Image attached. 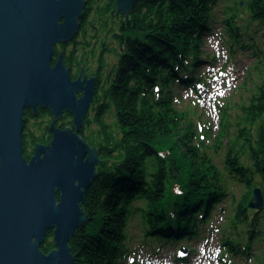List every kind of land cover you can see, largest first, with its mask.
Returning a JSON list of instances; mask_svg holds the SVG:
<instances>
[{"label":"trees","instance_id":"1","mask_svg":"<svg viewBox=\"0 0 264 264\" xmlns=\"http://www.w3.org/2000/svg\"><path fill=\"white\" fill-rule=\"evenodd\" d=\"M98 1L88 0L81 30L116 25L121 52L99 96L104 117L111 111L114 118L99 119L108 160L82 205L92 220L70 239L76 264H119L130 252L126 241L134 218L142 244L153 251L160 241L177 245L201 238L220 206L230 219L220 235L224 264H237L239 256L264 264V206L249 205L255 188L264 195V71L235 119L231 102L218 105L222 116L213 139L206 130L199 136L188 110L172 98L173 87L183 86L194 90V101L203 100L212 76L201 67L204 59L217 58L204 52L203 37L219 19L224 67L249 51L258 57L256 67L264 68V0H138L127 18H118L116 0ZM234 184L245 188L241 196ZM49 237L42 246L46 253L54 247ZM181 253L175 259L186 263L191 254Z\"/></svg>","mask_w":264,"mask_h":264},{"label":"water","instance_id":"2","mask_svg":"<svg viewBox=\"0 0 264 264\" xmlns=\"http://www.w3.org/2000/svg\"><path fill=\"white\" fill-rule=\"evenodd\" d=\"M137 1L116 0V13L127 18ZM87 5L0 0V264H76L70 239L92 220L82 205L98 176L97 149L72 130L54 129L51 144H38L28 160L23 140L26 108L46 107L56 116L67 109L78 129L83 124L93 81L84 87L72 80L63 53L53 59L56 45L78 34ZM249 205L264 206L261 187ZM50 231L54 248L46 253Z\"/></svg>","mask_w":264,"mask_h":264},{"label":"rangeland","instance_id":"3","mask_svg":"<svg viewBox=\"0 0 264 264\" xmlns=\"http://www.w3.org/2000/svg\"><path fill=\"white\" fill-rule=\"evenodd\" d=\"M105 1L106 0H101L98 2L103 3ZM91 13H93V10H91ZM118 18H122V15H118ZM220 21L221 19L214 24L211 32L205 34L203 37L202 44L204 52L217 56L214 63H211L207 58L204 59V65L201 67V70H204L209 77L212 76V79L208 81V86L202 89L201 96L203 100L200 102H196V100L194 101V90L183 86L173 87L172 95L175 104L174 106L188 110L189 118L197 129L199 136H203L204 131L206 130L208 136H210L209 138L212 139L220 129L219 123L222 115L219 111L218 105L223 104V102H231V110L235 109V111H233V117L235 119L236 116L234 115H237L238 113V105L255 92L256 83L260 81L261 72L264 71L262 65L260 68L256 67L258 57L253 56L251 54L252 52L250 53L249 51H240L237 61L228 62V66L224 67V63L227 59V50L223 46V41L221 39ZM98 25V32H100V35L97 38L93 36L96 39L94 42L97 43L94 50L93 46L95 44L92 47L88 45V50L85 52L86 54H80V57L86 56L85 58L88 62H95L96 57L105 42L112 48V51H104V64L107 65V68L112 69L118 66L119 53L121 52L118 38L115 37L117 29L112 31L113 28L115 29L117 26L112 25L111 28V23H108L106 26ZM89 28L90 27L87 26L88 32L93 34L95 31L92 32ZM84 37L91 39L92 36L87 35ZM91 41L93 42L92 39ZM261 41H263L264 46V37L261 38ZM250 77H252V79H250ZM106 115L107 121L112 123L114 113L110 111ZM216 162L219 163L220 160L216 159ZM231 188L237 196H241L245 190V188L239 184L231 185ZM219 208L222 209L224 207L220 206ZM219 208H216L214 210L215 212L212 211V222L207 225L205 224L206 226L202 230L203 237L182 241V243L177 245L172 243H162L160 241L154 243V247L158 246V251H153L151 247L142 244L144 242L142 241L143 234L141 232V226L138 224V218H134L129 227L130 236L126 241V245L130 252L126 257L119 259V264H224V259H221L223 258V248L221 247L220 235L222 234V230L227 228L230 219L227 218V216L225 219V214L223 212L228 209L224 208L220 212ZM48 237L49 235L47 238ZM49 239L52 238L49 237ZM187 245H190L189 248ZM183 246H186L188 250H191V252H189L191 255H188L189 259L186 263H182L175 259L176 252ZM254 246L256 247L258 244L254 243ZM180 255L184 256L182 253ZM226 258L228 259V256ZM238 258L239 260L237 264H254V262H256L254 261L253 256H250L246 260L241 256ZM228 260L231 261V259Z\"/></svg>","mask_w":264,"mask_h":264},{"label":"flooded vegetation","instance_id":"4","mask_svg":"<svg viewBox=\"0 0 264 264\" xmlns=\"http://www.w3.org/2000/svg\"><path fill=\"white\" fill-rule=\"evenodd\" d=\"M120 14L122 15V13ZM87 26L90 27L89 29L92 30V32H95L91 34L88 30L84 32L80 28L78 34L73 40L56 45V53L53 59V62L55 63L59 54L63 53L64 63L70 68L72 80H82L84 87L87 86L90 81H93L94 94L89 104L83 124L78 129L75 124V114L67 109H64L61 115L56 116L49 108L46 107L38 106V111L36 112H34L32 108H26L24 115L25 124L23 130V140L25 156L28 160H30L38 144H51L54 138V129L72 130L81 136L90 148H96L99 152V156L102 160L97 166V172L99 175L101 167L104 166L105 168L107 165V163L105 164V161L108 160L102 153L105 131L101 130L99 119L104 117L105 111L104 108L101 107L102 103H99V96L102 93L103 88L108 85L109 75L111 74L110 69L104 64V51H112V48L104 42L95 62H88L85 58L86 56L80 57V54L87 52L88 45L92 47L95 44L93 46L94 50L97 43L94 42L96 39L93 36L97 38L100 35V32H98V24H87ZM87 35L92 36L91 39L93 42L91 39L84 38V36ZM83 93L84 91H79L77 94L78 97H81ZM107 113L108 112L105 113L104 117L106 121ZM87 156L88 155H86L85 158H87Z\"/></svg>","mask_w":264,"mask_h":264}]
</instances>
